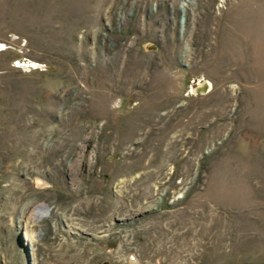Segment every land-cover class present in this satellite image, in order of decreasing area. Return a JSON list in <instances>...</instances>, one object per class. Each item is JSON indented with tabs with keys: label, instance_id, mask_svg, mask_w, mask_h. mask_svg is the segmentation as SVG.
<instances>
[{
	"label": "rangeland",
	"instance_id": "obj_1",
	"mask_svg": "<svg viewBox=\"0 0 264 264\" xmlns=\"http://www.w3.org/2000/svg\"><path fill=\"white\" fill-rule=\"evenodd\" d=\"M31 200L38 264H264V0H0V264Z\"/></svg>",
	"mask_w": 264,
	"mask_h": 264
},
{
	"label": "bare ground",
	"instance_id": "obj_2",
	"mask_svg": "<svg viewBox=\"0 0 264 264\" xmlns=\"http://www.w3.org/2000/svg\"><path fill=\"white\" fill-rule=\"evenodd\" d=\"M194 91L197 92L196 89H194ZM153 160H154L153 158L147 159V162H145L142 165V169L149 168L152 165V163H153L152 161ZM155 174H158V172L151 171V173H150V175H155ZM145 175L146 174L141 175V178L145 177ZM136 182H138V181H136ZM136 182H135L134 185H136ZM121 184L122 185L124 184V186H125V185L128 184V182L124 180ZM128 185H129L128 189L130 187H132L131 184H128ZM123 187H121V189H123ZM150 191L151 190L148 187L147 191H145V192L141 191V192L138 193V195L142 196L143 194H145L144 196L146 197V196H149ZM150 209L151 208H146L145 211L143 210L144 211L143 215H146L147 213H149L148 211H150ZM23 211L25 212V214H23V212H21L20 222H19V224H22V227L20 228L21 229V234H22V241L24 242V245L26 244V253L28 251V255L31 257L30 260H32V264H38L37 257H36V251H37V249H36L37 247L36 246H37V244L39 242V238H41V236H42V231H38L39 229L36 230L35 227L39 226V223H40L41 220H43L44 218H49L53 214L52 207L49 206L48 204H46L45 201L31 200L27 204H25V207H24ZM76 229L79 230L78 228H75L74 230H76ZM175 234H176V232H175ZM173 239L175 240V237ZM61 248L63 250L64 244H62ZM72 257H71V259H72ZM64 259H65V257L63 256L61 258V261H63ZM171 260L172 259L170 258V256H169V259L166 258V261L168 263H171ZM68 262H69V260H68ZM72 264H83V260L78 262V261H76V259L73 258L72 259Z\"/></svg>",
	"mask_w": 264,
	"mask_h": 264
},
{
	"label": "water",
	"instance_id": "obj_3",
	"mask_svg": "<svg viewBox=\"0 0 264 264\" xmlns=\"http://www.w3.org/2000/svg\"><path fill=\"white\" fill-rule=\"evenodd\" d=\"M209 87H210L209 83H204L203 86L198 88L197 92L195 93H199V92L206 93Z\"/></svg>",
	"mask_w": 264,
	"mask_h": 264
}]
</instances>
